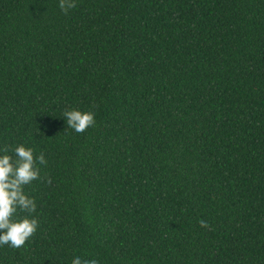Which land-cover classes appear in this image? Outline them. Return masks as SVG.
<instances>
[{"label":"trees","instance_id":"trees-1","mask_svg":"<svg viewBox=\"0 0 264 264\" xmlns=\"http://www.w3.org/2000/svg\"><path fill=\"white\" fill-rule=\"evenodd\" d=\"M58 3L0 0V148L46 161L0 264H264V0Z\"/></svg>","mask_w":264,"mask_h":264},{"label":"clouds","instance_id":"clouds-1","mask_svg":"<svg viewBox=\"0 0 264 264\" xmlns=\"http://www.w3.org/2000/svg\"><path fill=\"white\" fill-rule=\"evenodd\" d=\"M58 6L66 13L75 7V0H59ZM62 117L67 128L75 133L85 132L95 122L93 113L76 108L63 111ZM37 164H46L43 153L34 158V149L23 143L15 145L11 154L0 148V247H23L38 227L37 219L31 215L36 208L35 201L24 191V186L39 176ZM18 212L26 214L18 215ZM200 225L206 226L204 221ZM71 264H98V261H82L74 256Z\"/></svg>","mask_w":264,"mask_h":264}]
</instances>
